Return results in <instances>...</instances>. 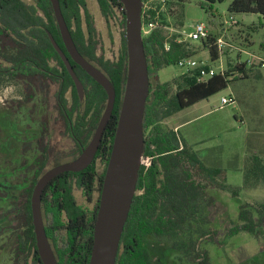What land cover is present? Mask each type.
<instances>
[{"label": "trees", "instance_id": "trees-1", "mask_svg": "<svg viewBox=\"0 0 264 264\" xmlns=\"http://www.w3.org/2000/svg\"><path fill=\"white\" fill-rule=\"evenodd\" d=\"M142 1L146 4L149 0ZM225 1L200 0V7L213 16L214 6ZM96 2L110 29L112 26L120 29L119 50L112 57L100 52L101 42L87 0H59L62 15L79 53L110 80L116 100L93 163L83 171L57 176L43 193V223L58 264L90 263L99 200L125 92L128 66L125 11L119 0ZM179 5L177 19L183 26L184 2ZM227 12L230 17L236 14L264 17V0H233ZM156 17L155 10L149 7L143 9L144 25L158 23L143 38L150 82L143 120L144 157H149L151 164L148 169L141 166L137 192L120 240L116 264H152V243L168 244L181 264H211L209 251L203 245L213 243L224 246L241 232L258 237L264 230V204L254 208L248 204L241 205L238 222L233 223L220 240L217 229L205 228L202 224L211 223L206 210L216 202L208 195V190L228 192L230 189L226 172L221 168H208L177 131L163 124L184 109L226 89L232 82L230 77L245 74L246 65L237 64L234 70L229 71L230 74L215 73L207 79H202L201 71H209L210 67L203 66L184 72L169 82H160L158 72L161 69L176 65L179 60L192 57L196 52L186 42H179L178 35L169 37L163 28L168 26L165 17L160 16L163 25ZM48 33L65 52L82 83V99ZM215 40L211 38L212 43ZM210 56L212 61L219 58L215 45L210 48ZM6 80L26 84L30 91L25 97L27 100L33 99V90L46 93L52 85L59 86L56 93L57 113L74 144L69 159L64 163L77 159L95 133L106 108L107 94L68 56L50 0H0V82ZM68 92L70 99L66 97ZM27 100L15 103L22 106ZM47 122L45 119L41 125L42 132L48 130ZM22 163L28 165L26 169L32 172V177L7 213L12 224V249L15 263L24 259L30 264H42L33 227L31 197L41 176L64 163L49 167L47 148L30 164L26 159ZM260 185H264V159L254 154L244 169L243 188L257 189ZM77 190L82 192L90 205L77 203ZM231 194L238 196L234 190ZM196 223H199L198 227Z\"/></svg>", "mask_w": 264, "mask_h": 264}, {"label": "rangeland", "instance_id": "rangeland-1", "mask_svg": "<svg viewBox=\"0 0 264 264\" xmlns=\"http://www.w3.org/2000/svg\"><path fill=\"white\" fill-rule=\"evenodd\" d=\"M181 1L184 2L183 26L177 19ZM232 1L216 4L213 16L200 7V0H149L147 4L156 11V20L160 25H163L160 16L165 17L168 26L163 28L169 37L178 35V39L191 46L196 52L192 58L198 63H204L216 73L230 74L229 71L234 70L237 64H245V69L253 71L249 78L233 73L235 76L230 80L234 81L236 76L237 80L233 82L231 90L223 89L163 124L177 131L208 168H221L226 172L230 189L228 192L208 190V195L214 197L216 202L206 210L211 223L202 224L205 228L210 226L217 229L220 240L224 238L226 230L238 222L241 205L248 204L254 208L264 204V185L257 189L243 188L244 169L251 156L255 154L264 159V79L255 77L261 70L264 72V68L254 58L264 60V17L236 14L232 17L238 23L225 25V20L230 17L227 8ZM87 3L102 44L100 52L112 57L119 50L120 29L114 26L110 29L96 0H87ZM199 23L208 28L210 40L207 42L186 38ZM219 37H224L230 46L224 49L218 60L212 61L210 48L214 43L211 38ZM184 71L177 64L170 65L161 69L158 77L160 82L166 83ZM58 89V85H52L46 93L33 90V99L27 100L25 97L30 91L26 84L9 80L0 82V264H17L12 249V224L7 213L32 177V172L26 169L28 165H23L22 161L26 159L30 164L47 148L50 167L67 161L74 148L57 113ZM224 96L232 97L233 103L222 106L221 98ZM66 97L70 99V92ZM22 100L28 102L24 101L22 106L15 103ZM45 119L48 130L42 132L41 125ZM233 190L237 191V197L232 196ZM75 197L79 205H90L81 191H75ZM195 225L198 227L199 223ZM203 248L209 251L211 264H264V230L258 237L241 232L224 246L206 243ZM150 254L152 264H181L168 244L152 243ZM18 264L30 263L20 259Z\"/></svg>", "mask_w": 264, "mask_h": 264}, {"label": "water", "instance_id": "water-1", "mask_svg": "<svg viewBox=\"0 0 264 264\" xmlns=\"http://www.w3.org/2000/svg\"><path fill=\"white\" fill-rule=\"evenodd\" d=\"M125 11L127 45V77L117 129L106 169L94 226L93 248L89 264H116L120 240L137 192L139 172L144 157L143 120L149 96V75L142 33V0H119ZM59 32L70 59L80 66L107 94L105 111L90 143L72 162L58 165L38 180L31 197V213L37 251L42 264H58L50 246L42 218V196L49 183L66 172H80L94 161L103 134L112 117L116 92L110 80L89 63L78 51L61 12L59 0H50ZM62 59L76 90L83 98V85L76 76L69 58L48 33Z\"/></svg>", "mask_w": 264, "mask_h": 264}, {"label": "built area", "instance_id": "built-area-1", "mask_svg": "<svg viewBox=\"0 0 264 264\" xmlns=\"http://www.w3.org/2000/svg\"><path fill=\"white\" fill-rule=\"evenodd\" d=\"M149 2H147L146 4H144L143 9L147 8V4ZM146 11V10H145ZM143 13V12H142ZM225 25H234L237 23V21L234 20L233 17H229L228 19L225 20ZM158 26L157 22H152V23H145V25L142 23V33L143 35H148L152 29L156 28ZM187 39H191V40H195V41H206L209 38V33H208V28L205 24L203 23H199L196 24L194 26V29L192 32H189L187 34ZM179 42H184V40L182 39H178ZM215 47L217 48L218 54L222 55L224 52V49L228 46H230V44H228L225 40L224 37H219L215 40L214 42ZM166 50L169 49L168 44L165 45ZM242 53L247 54L246 51L240 50ZM256 58V60H258L260 67L264 68V60L258 57H254ZM178 67L184 69V72H189L192 71L194 69L197 68H201L203 66H206L204 63H198L197 61H195L192 57H188V58H183L181 60H179L177 62ZM216 72L213 69H210L209 71H205L202 70L201 71V75H202V79H207L210 78L211 76H213ZM230 103H233V99L231 97H222L221 98V105L225 106L228 105ZM151 164V159L149 157H143L142 158V165L144 166L146 169L149 168Z\"/></svg>", "mask_w": 264, "mask_h": 264}, {"label": "crops", "instance_id": "crops-1", "mask_svg": "<svg viewBox=\"0 0 264 264\" xmlns=\"http://www.w3.org/2000/svg\"><path fill=\"white\" fill-rule=\"evenodd\" d=\"M259 16V15H257ZM238 23V22H237ZM253 71L251 69H245V74H239V75H243V77H246V78H249V74H251ZM237 77V76H236ZM235 77L234 81L237 80V78ZM255 77L258 79V80H262L264 79V72L261 70L260 74H255ZM232 81L228 87L226 89H229L231 90L232 86H233V82ZM225 97V96H224ZM232 98V97H231ZM240 108V106H239ZM239 110V109H238ZM261 157V156H260Z\"/></svg>", "mask_w": 264, "mask_h": 264}, {"label": "flooded vegetation", "instance_id": "flooded-vegetation-1", "mask_svg": "<svg viewBox=\"0 0 264 264\" xmlns=\"http://www.w3.org/2000/svg\"><path fill=\"white\" fill-rule=\"evenodd\" d=\"M51 41V40H50ZM52 43V42H51Z\"/></svg>", "mask_w": 264, "mask_h": 264}]
</instances>
